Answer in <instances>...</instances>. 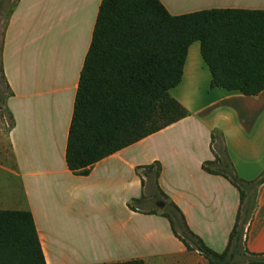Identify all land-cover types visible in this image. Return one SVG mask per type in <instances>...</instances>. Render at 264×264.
Listing matches in <instances>:
<instances>
[{"label": "crops", "instance_id": "0c3cea01", "mask_svg": "<svg viewBox=\"0 0 264 264\" xmlns=\"http://www.w3.org/2000/svg\"><path fill=\"white\" fill-rule=\"evenodd\" d=\"M160 2L172 15L212 8L264 9V0ZM100 3L18 0L13 9L0 51L11 121L9 151H0V209L32 213L46 264L131 259L210 264L198 250L184 246L164 216L147 212L149 197L135 204L144 190L142 166L160 163V189L180 208L190 229L221 252L236 219L239 194L227 178L202 165L214 160L215 134L239 177L253 180L264 172V89L244 95L210 87L200 43L193 41L182 79L170 89L187 115L97 161L86 174L74 173L66 164V141ZM244 239L250 252H264V183ZM89 252L93 259L78 257Z\"/></svg>", "mask_w": 264, "mask_h": 264}, {"label": "trees", "instance_id": "16d2710c", "mask_svg": "<svg viewBox=\"0 0 264 264\" xmlns=\"http://www.w3.org/2000/svg\"><path fill=\"white\" fill-rule=\"evenodd\" d=\"M193 41L200 43L210 87L244 95L264 89V9L212 8L172 15L160 0H101L66 141L70 170L86 174L97 161L187 115L170 89L182 79ZM0 69L3 74L1 60ZM211 138L214 160L202 168L227 178L238 189L240 200L223 251L209 248L160 189L158 161L142 166L144 190L135 204L146 197L151 202L163 201V208L147 212L164 216L184 246L198 250L210 264H263L264 252L245 247L244 226L255 209L264 173L253 180L242 179L234 172L219 137L212 134ZM0 264H46L29 210L0 209ZM106 264L144 262L131 259Z\"/></svg>", "mask_w": 264, "mask_h": 264}, {"label": "rangeland", "instance_id": "374dc122", "mask_svg": "<svg viewBox=\"0 0 264 264\" xmlns=\"http://www.w3.org/2000/svg\"><path fill=\"white\" fill-rule=\"evenodd\" d=\"M17 2H18V0H0V51H1V46H2V42H3L5 29H6L7 24H8L9 14L12 11V8L13 7L15 8ZM48 36L49 35L47 34V35L43 36L42 39L44 37L48 38ZM8 95H9V89L5 83L3 74H2L1 69H0V151H2V150L9 151V145L7 142V138H8V131H9L10 126H11V121H10L9 114L5 108V101H6V98L8 97ZM4 179L6 180L7 177H5ZM13 180H15V179H13ZM2 187H4V186H2ZM232 188L234 189V193L236 192L239 194L236 186H232ZM13 193L18 195V193L16 191H13ZM146 193H147V190H146ZM1 195L2 194L0 193V196ZM150 208H158L157 204L155 203V200H152ZM246 226H247V224L244 226L245 227L244 231H246ZM78 257L80 259H83V258L93 259L95 257V255L92 254V252H89V254L87 253V254H83V255H78Z\"/></svg>", "mask_w": 264, "mask_h": 264}, {"label": "water", "instance_id": "95a60500", "mask_svg": "<svg viewBox=\"0 0 264 264\" xmlns=\"http://www.w3.org/2000/svg\"><path fill=\"white\" fill-rule=\"evenodd\" d=\"M156 204L159 208H163L165 206V203L163 201H159Z\"/></svg>", "mask_w": 264, "mask_h": 264}]
</instances>
